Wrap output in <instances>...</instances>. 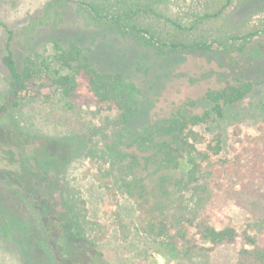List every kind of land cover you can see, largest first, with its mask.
<instances>
[{"label":"trees","instance_id":"trees-1","mask_svg":"<svg viewBox=\"0 0 264 264\" xmlns=\"http://www.w3.org/2000/svg\"><path fill=\"white\" fill-rule=\"evenodd\" d=\"M245 1L75 0V4L88 25L130 39L156 58L215 52L233 57L264 36V20L239 26L226 23L230 11ZM4 27L7 38L0 60L10 90L0 103V121L7 108L26 98L49 102L58 94L69 108H93L98 116L82 155L84 169L100 183L111 204L124 198L133 204L139 232L169 244L183 243L186 254L203 242L214 248L242 238L251 247L241 248L233 264H264V242L259 245L252 236L264 235V214L250 209V202L264 208V116L255 135L238 125L226 134L208 132L226 108L251 93L250 81L236 77L208 89L202 100L210 107L201 114L185 108L146 117L139 86L121 72L99 70L75 42H55L49 59L27 57L19 67L11 50L13 31ZM72 203L71 212L51 216L48 236L61 244V251L65 244L76 246L87 251L92 262L102 264L97 247L106 239L109 225L92 220L80 198L73 195ZM230 207L247 213L241 231L226 213ZM120 229L125 230L122 224ZM47 254L50 264H57L54 254Z\"/></svg>","mask_w":264,"mask_h":264},{"label":"rangeland","instance_id":"rangeland-1","mask_svg":"<svg viewBox=\"0 0 264 264\" xmlns=\"http://www.w3.org/2000/svg\"><path fill=\"white\" fill-rule=\"evenodd\" d=\"M263 4L264 0H246L230 11L226 23L259 24L264 20ZM4 26L13 31L11 50L19 67L27 57L49 59L55 42H75L99 70L121 72L139 86L146 117L185 108L201 114L210 107L203 94L236 77L253 84L251 93L226 108L208 132L226 134L238 125L255 135L264 116V36L233 57L215 52L156 58L130 39L88 25L76 13L75 0H0V58L7 38ZM9 90L0 60V103ZM97 116L93 108L67 107L58 94L49 102L26 98L5 110L0 121V264H50L49 252L57 264H95L76 246L65 244L61 251V244L46 231L54 212H71L73 195L84 201L92 220L109 225L106 239L97 247L102 264H233L241 248L251 247L240 238L214 248L203 242L186 254L183 243L169 244L139 232L133 204L125 198L111 204L100 183L84 169L82 155ZM185 167L183 163L181 170ZM250 209L264 214L258 203L250 202ZM226 213L241 231L247 213L236 207ZM252 236L263 244L261 232Z\"/></svg>","mask_w":264,"mask_h":264}]
</instances>
